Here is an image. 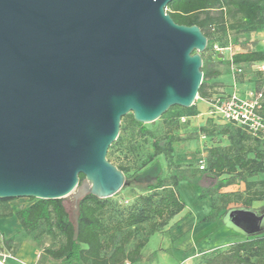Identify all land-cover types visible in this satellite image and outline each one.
I'll return each mask as SVG.
<instances>
[{"label": "water", "instance_id": "obj_1", "mask_svg": "<svg viewBox=\"0 0 264 264\" xmlns=\"http://www.w3.org/2000/svg\"><path fill=\"white\" fill-rule=\"evenodd\" d=\"M172 1L0 0L1 200L108 199L124 188L107 159L122 119L145 125L188 109L203 83L208 39L174 22ZM263 220L244 208L223 217L247 237Z\"/></svg>", "mask_w": 264, "mask_h": 264}, {"label": "trees", "instance_id": "obj_2", "mask_svg": "<svg viewBox=\"0 0 264 264\" xmlns=\"http://www.w3.org/2000/svg\"><path fill=\"white\" fill-rule=\"evenodd\" d=\"M166 13L179 25L200 27L208 45L211 44V32L220 35L240 32L249 36L264 30V0H174L168 5ZM208 50L209 47L206 48ZM202 59L203 83L199 97L211 102L213 96L208 81L220 73L205 62L204 56ZM228 63L238 66L264 63V49L235 53ZM256 76L259 91L264 87V71H256ZM194 105L183 113L176 112L166 125L170 126L183 117L190 119L197 116ZM262 114L264 116V100ZM122 122L126 128L137 130L140 137L152 140V152L142 163L143 168L133 173L130 167L125 166L132 153L124 148L123 138H118L111 147L119 145L116 153L122 165L113 164L125 174L126 181H131L129 187L140 193L129 212H117L110 198L99 199L88 194L76 201L74 213L67 208L66 198L29 199L30 205L17 212H0V220L15 217L25 235L62 238L63 242L58 247L44 250L53 260L69 264H137L142 262L143 250L151 236L185 211L186 204L178 189L182 181L197 184L200 198L211 199V210L202 223L221 221L232 204L252 209L256 203L263 201L264 135L253 136L245 127L232 122L224 125L208 123L210 126L207 124L198 129L199 135L206 139L223 138L227 143L210 146L206 151L205 168L200 170L198 166V169L189 172L173 161L176 145L185 138L173 133L157 138L144 124L136 122L132 114L126 115ZM161 157H164L167 167H173L175 171L168 178L160 173L151 181L139 179L144 170ZM79 178L82 182L85 177L80 175ZM235 185H243V192L223 191ZM12 200L0 199V204L6 205ZM145 225L147 228H144ZM243 228L251 230L247 225ZM141 230L143 233L139 236ZM16 239L13 236L4 243L9 247ZM204 264H264V235L231 244L226 250L209 256Z\"/></svg>", "mask_w": 264, "mask_h": 264}, {"label": "rangeland", "instance_id": "obj_3", "mask_svg": "<svg viewBox=\"0 0 264 264\" xmlns=\"http://www.w3.org/2000/svg\"><path fill=\"white\" fill-rule=\"evenodd\" d=\"M208 47L209 50H205L201 54L204 56L205 62L211 64L213 68H218L225 77H231L233 75V71L231 65L228 63L230 61L229 58L238 52L255 50L256 48L264 49V35L252 33L247 36L246 34L240 32H229L226 35H220L213 34V32H211V44L207 45V48ZM216 47L223 50L218 52ZM259 67V65L255 67L244 66L243 76H235L242 82L241 84L243 86L241 91L244 89H250L251 91L258 89L259 80L256 76V71H259ZM209 82L210 80L208 81V84ZM209 86L212 96L214 94H216V96L222 94L220 90L221 88H225L223 84L220 86L218 83H214L212 85L209 84ZM237 94H240V92ZM201 100L202 99L199 97L194 106L201 103ZM184 110V108H173L156 122L145 124V127L153 131L155 137L157 138H161L167 133L177 134L185 138V141L176 145L177 150L173 157V161L175 164L181 166L182 169L190 172L194 169H198L200 160L206 157V151L210 146L218 143L224 145L227 143V140L218 137L206 139L200 136L197 132L200 128L199 125L187 117H183L184 120L181 118L179 121H173L170 126L166 125V121L169 120L176 112L183 113ZM208 126L210 125L208 124ZM118 138H123L124 148H126L128 152L132 153L131 158L128 162H126L125 166L131 168V173L141 170L143 168L142 163L152 152V140L150 138L140 137L137 134V130L128 127L126 128V124L123 122H121ZM190 138H192V140H202V147L196 148L194 144H190ZM111 147L108 151V159L116 165H122V162L116 153L119 145L115 146L113 149ZM158 160L145 169L139 179L143 181H151L160 173L164 178H168L170 174L175 171V168L172 167L169 169L167 167L164 157H161ZM130 183L131 181H126L124 188L117 195L110 198V202L115 206L117 212L126 214L137 203V198L140 193L131 189L129 187ZM178 189L182 200L186 204L185 211L176 216L163 230L151 236L147 246L143 250V260L139 264H204V261L208 259L209 256L226 250L229 245L240 242V238L245 236L237 229L223 221V219L219 222L202 223V220L211 210V202L209 201L210 198H200L201 191L197 184H186L185 181H182ZM243 190V185H235L224 189L223 191L243 192ZM30 203V200L27 198L14 199L6 205L0 204V212H17L18 210L30 205ZM65 204L69 211L74 213V210L76 209V200L73 195L66 198ZM237 208H241L240 204H232L230 206V209ZM252 210L259 216L264 215V199L262 202L256 203ZM13 222L20 227L16 218H14ZM261 227L263 230L259 233V235H255L253 237L246 236V238L248 239L264 235V220ZM144 228H147V225H145ZM142 233L143 231L141 230L138 235L141 236ZM15 236L17 237L16 241L11 243L8 247L4 243L8 238L4 233H0L1 254L13 255L19 244L25 240H31V235H25L22 231ZM31 237L35 243H39V246L44 249L56 248L63 242L62 238L52 239L47 236L37 237L36 235ZM231 237L237 239L229 240ZM26 243L29 244L30 242L27 241ZM23 250L27 251L28 247L24 246L22 248V251Z\"/></svg>", "mask_w": 264, "mask_h": 264}, {"label": "crops", "instance_id": "obj_4", "mask_svg": "<svg viewBox=\"0 0 264 264\" xmlns=\"http://www.w3.org/2000/svg\"><path fill=\"white\" fill-rule=\"evenodd\" d=\"M223 50V49H222ZM232 58V57H231ZM229 58V60H231ZM244 67V66H243ZM232 68V65H231ZM214 70H217L220 74L217 77L211 78L209 84L212 85L214 83H218L220 86L222 84L225 86V88H221V93L218 96L223 95H231L233 93H238L240 97L245 98L249 95L250 92H252L250 89L246 90L244 89L241 91L242 88V82L239 78H236L235 76L239 75H232L230 76H224L218 68H213ZM243 76V75H242ZM257 91V90H255ZM216 94L213 95V98L218 97ZM196 111L198 112L197 116L191 117L190 120L195 121L199 127L205 126L208 123H214L218 125H224L225 122H223L220 118H218L212 111L211 103L210 101L201 100V103L196 105ZM190 144H194L196 148L202 147V140H192L189 142ZM186 184H190L189 182L185 181ZM180 185V184H179ZM211 202V200L209 199ZM211 207V204H210ZM15 217L9 218V219H1L0 220V233H4L7 238L13 237L19 232L22 231L21 226H17V224L14 221ZM7 220V221H5ZM31 240H25L21 244H19L15 250V253L13 255H10L11 257L6 260L7 264H69L67 262H64L62 260H53L51 259L47 254L44 252V248L39 246L40 244L35 243L32 237L30 236ZM234 240L237 238H229V240ZM246 239V236H242L240 238V241H244ZM29 241L30 243L27 244L26 242ZM26 246L28 247L27 251H22V248ZM26 249V248H25ZM74 264H81V263H74ZM139 264V263H137Z\"/></svg>", "mask_w": 264, "mask_h": 264}, {"label": "built area", "instance_id": "obj_5", "mask_svg": "<svg viewBox=\"0 0 264 264\" xmlns=\"http://www.w3.org/2000/svg\"><path fill=\"white\" fill-rule=\"evenodd\" d=\"M258 34L264 35V30ZM218 52L222 49L217 48ZM259 65V71H264V63L252 64V67ZM234 75H243V66L232 65ZM264 100V87L259 91H252L245 98L238 94L223 95L213 98L211 103L213 113L225 123H236L245 127L253 136L264 135V116L262 114ZM184 120V118H182ZM206 166L205 158L200 160L199 169ZM2 257V258H1ZM9 254L0 253V264H7Z\"/></svg>", "mask_w": 264, "mask_h": 264}]
</instances>
